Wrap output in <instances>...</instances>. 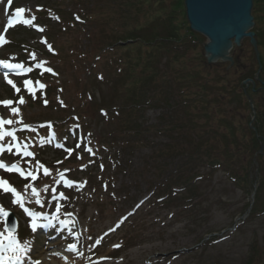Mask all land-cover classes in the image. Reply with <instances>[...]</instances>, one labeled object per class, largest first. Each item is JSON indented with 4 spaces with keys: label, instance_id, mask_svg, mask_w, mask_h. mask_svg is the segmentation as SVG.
<instances>
[{
    "label": "rangeland",
    "instance_id": "1",
    "mask_svg": "<svg viewBox=\"0 0 264 264\" xmlns=\"http://www.w3.org/2000/svg\"><path fill=\"white\" fill-rule=\"evenodd\" d=\"M257 2L260 4L257 5L256 10L251 9L253 16L251 31L256 25L254 17L258 14L259 18L260 12H264L262 0ZM6 4L7 0H0V34L11 43L0 47V59H7L13 53L17 54V60L10 62L25 61L27 66H33V72L28 73L24 78H30L34 82L40 80L47 85L44 92L49 104L44 106L39 92H37L38 98L33 101L23 90L22 78L10 74L9 78L17 82V86L22 89L21 94H24L28 101L25 106H21L25 122L31 123L34 127L45 121L54 122L55 130L60 141L65 143V148H74L81 133L91 132L92 144L97 150V155L93 157L81 151L80 154L84 159L78 161L75 153L65 159L66 151L52 145L32 149L37 153L36 159L47 167L71 169L70 172L65 173L67 179L88 181L83 189L58 187V191H64L69 197L64 211L74 212L77 217L75 231L80 233L79 247L84 252L79 264H87L86 257L89 255L95 261L93 264L96 262L98 264H244L249 256L248 249L251 242H255L258 249L264 250V216H256L246 221L249 208L243 211L244 204H252L254 191L242 192L227 182L221 172H217L210 182L198 184L199 189L192 198L158 202L151 191L150 179L154 173L152 167L142 169L143 163L149 159V150L122 149L118 146L119 141L113 140L110 131L118 126V122L110 106L119 105L124 95L118 90L113 55L105 47L109 34L108 24L102 21L100 16L93 21L74 25L69 21L70 11L82 6L75 0H13L8 12L5 10ZM38 5L42 6L41 11L36 10ZM18 7L26 8V12L19 17L15 15V8ZM52 10L59 14V21L54 19L57 15L51 13ZM32 14L37 17L35 24L46 26L45 33H39L35 27L23 23V19H30ZM8 17L16 19L10 27L7 24ZM259 25L264 24L259 23ZM41 36L47 38L57 54L47 50V47L40 42ZM201 41L202 44H199L201 50L199 49L198 53H203L207 64L230 62L220 60L208 62L205 50L204 52L202 50L207 43L206 37L203 36ZM242 44L244 48L238 55V61L241 67L248 68L252 53L254 54L253 49H250L252 47L249 46L251 44L248 38H242L239 45L233 44L228 56L232 61L233 54L237 55L236 48L241 47ZM25 47L28 52L36 51L39 60L50 61L45 67H53L58 76L45 72L44 77L40 78L43 70L34 67L36 62L29 60ZM188 52L192 55L191 49ZM3 71L6 70L0 68V100L15 101L18 95L11 85L5 82ZM232 72V79H235L236 75ZM258 78L260 80L259 73ZM248 85L246 87L244 85V89ZM33 86L38 87L35 84ZM57 97L62 99L67 107H62ZM254 99L258 105L264 106L263 94L259 93ZM249 100L252 103V106L249 103L251 124L255 110L252 100ZM101 109L107 112L106 116L101 113ZM160 112V109L149 108L141 114L140 120L145 124H153ZM9 114V109L0 106V115L8 118ZM76 116L79 117V121L73 119ZM77 122L81 124V130L74 137L69 129ZM47 133L48 129H40V135L46 136ZM34 135L27 131L18 133L21 139ZM65 136H67L66 141L63 140ZM0 159L11 163L19 157L5 152ZM57 160H63L64 163L57 165ZM81 163L88 164V167L81 170ZM101 164L104 165L103 170L100 168ZM254 167H256L255 163ZM156 174L158 175V172ZM0 176L8 179L18 190H22L27 182L17 173L9 174L0 170ZM44 183H52L51 178L42 177L37 185L42 186ZM256 185L255 183L254 187ZM12 199L11 193L0 191V203L13 213L19 236L22 240H34L31 255H37L38 260L41 261L57 252L61 253L59 256L56 255L57 257L76 256L74 253L66 252L67 244L74 242L66 231H57V225L41 229L43 233L38 227L33 233L28 226L31 218L26 217L18 206L12 205ZM137 204H140L139 208L136 207ZM188 206L193 209L185 212L184 207ZM30 207L35 211L50 213L54 205L52 208L47 204L44 208L39 205H30ZM133 211L134 214L129 215L119 228L109 231L110 228L115 227L121 217ZM38 223L42 225L44 222L38 220ZM3 230L4 220L1 219L0 231ZM88 237H92V240H88ZM100 237H103L101 243L92 247L94 241ZM56 240L60 242L58 245L48 246ZM116 244L120 247H113ZM44 247L47 248L46 251L40 252ZM100 257L110 259L102 260ZM261 257L264 261V252ZM69 261L72 260L69 258Z\"/></svg>",
    "mask_w": 264,
    "mask_h": 264
},
{
    "label": "trees",
    "instance_id": "2",
    "mask_svg": "<svg viewBox=\"0 0 264 264\" xmlns=\"http://www.w3.org/2000/svg\"><path fill=\"white\" fill-rule=\"evenodd\" d=\"M75 1L82 6L70 11L71 23L81 24L75 20L79 15L83 23L100 16L108 24L105 47L113 55L118 90L124 95L119 105L110 106L118 122L110 135L122 149L149 150L142 169L152 167L156 200L192 198L198 184L221 172L235 188L254 191L252 204L243 207L244 212L249 208L246 221L264 216V106L254 99L259 93L264 98V25H259L264 12L254 17L259 63L252 53L245 68L238 61L243 44L231 63H206L198 53L203 35L190 28L184 0ZM258 4L253 0L252 9ZM246 79L253 84L244 89ZM249 99L255 110L251 124ZM149 108L161 110L153 124L140 120ZM192 209L184 207L185 212ZM248 250L244 264H264L263 249L251 242Z\"/></svg>",
    "mask_w": 264,
    "mask_h": 264
},
{
    "label": "snow or ice",
    "instance_id": "3",
    "mask_svg": "<svg viewBox=\"0 0 264 264\" xmlns=\"http://www.w3.org/2000/svg\"><path fill=\"white\" fill-rule=\"evenodd\" d=\"M13 0H7L5 6L6 12L11 9ZM37 11L42 10V6H37ZM31 11V9H27ZM51 10H49L50 12ZM26 12L25 7L15 8V15L19 17L21 14ZM37 17L35 14L31 15L30 19H23L25 25H30L35 27L39 33H45L46 26H41L35 24ZM55 20L59 21L60 17L55 16ZM75 20L83 23L79 15H75ZM8 26H12V19H8ZM40 42L47 47V50L52 54H57L53 45L48 42L47 38L41 36ZM11 43L10 40L5 39V36L0 34V47L5 44ZM25 51L28 52L27 47ZM28 58L31 61H35L34 67L36 69H42L40 73L41 76L46 73H50L53 76H58V73L54 70L53 67H45L50 64L48 60H39L38 54L36 51L28 52ZM17 54H11L7 59H0V68L5 69L3 71V78L8 85H11L14 89L15 94L18 95L17 100L13 99H2L0 100V106H3L6 109H9V116L5 118L3 115H0V156H3L5 152L19 157V159L6 163L4 159H0V170H3L9 174L17 173L20 178L27 181L23 185L22 190H18L12 183L6 178L0 176V191L2 193H11L13 199L11 204L18 206L21 209L26 217H30L29 227L33 233L38 229V220L43 221L44 223L40 226L42 227H56L57 231L65 232L68 236L72 237L74 242L68 243L66 247V252L69 254H75L78 257H84V252L80 250V233L75 231L77 224V217L74 212L64 211L66 203L69 201V197L65 195L64 191H58V187L62 186L65 189H83L87 185V180L75 181L72 179H67L65 177L66 172H70L69 168H49L40 160L36 159L37 153L32 150L35 147H43L44 145H52L55 148L62 149L66 151L68 157L72 156L75 153V158L78 161H83L84 157L81 155V151L87 153L90 157L97 155L96 147L92 144V133L88 132L86 134L81 133L78 136L77 142L74 148H65V143L60 141L58 134L55 130L54 122L45 121L40 123L37 126H33L31 123L25 122V117L22 112V107L25 106L28 101L22 93L21 87L17 86V82L10 77V74L15 75L16 77L22 78V85L24 92L35 101L38 96L37 92L40 93L41 98L43 99L44 106L49 104L48 99L46 98V93L44 90L47 88V85L40 80L35 82L27 77L28 73L33 72V66H27L25 61L19 62H10L16 61ZM37 85L35 87L33 85ZM63 91V89H59ZM91 99V97H89ZM59 104L62 107H67L64 104V101L57 97ZM15 105V106H13ZM103 115H107V112L104 109H101ZM75 121H79V117H73ZM48 129L46 136L40 135V129ZM81 130V124L75 123L72 128L69 129V132L75 137L77 133ZM34 133V136H25L21 139L18 136V133L22 132ZM63 140H67V136L63 137ZM29 158V159H25ZM34 161V163H33ZM63 160H57V165H62ZM91 163V161H89ZM88 167V164L81 163L80 168L84 170ZM101 170H103L104 165H100ZM42 177L51 178L52 183H44L42 186H38L37 182L41 180ZM107 187V185H105ZM163 199V197H161ZM65 202V203H62ZM141 204L143 201L140 202ZM47 204L48 207L53 210L48 212H40L33 210L30 205H39L41 208H44ZM137 208L140 207V204L136 205ZM134 214L129 212L126 216L121 217L117 222L115 227L110 228L109 231H115L120 225L128 218L129 215ZM10 215V210L7 209L3 203H0V219L7 220ZM107 235V233H105ZM88 240H92V237H88ZM103 237L97 238L94 241L92 247L101 243ZM34 246V240L23 239L19 236L17 232V225L13 224L8 226L7 223L4 224V230L0 231V264H43V261L32 258V249ZM113 247H120L119 244L113 245ZM54 255H61L57 252ZM63 259L68 262V264H75L74 261H69V256H63ZM91 259L90 257L88 258ZM102 260L110 259L108 257H100ZM98 264V262H96Z\"/></svg>",
    "mask_w": 264,
    "mask_h": 264
},
{
    "label": "water",
    "instance_id": "4",
    "mask_svg": "<svg viewBox=\"0 0 264 264\" xmlns=\"http://www.w3.org/2000/svg\"><path fill=\"white\" fill-rule=\"evenodd\" d=\"M252 0H184L186 19L190 28L206 37L204 44L208 62L230 61L228 56L233 44L239 45L242 38H248L259 63V53L251 15ZM255 79L259 80L258 73ZM253 81H243L245 87ZM252 106L251 101L249 100ZM8 226L16 224L10 212L6 220Z\"/></svg>",
    "mask_w": 264,
    "mask_h": 264
},
{
    "label": "bare ground",
    "instance_id": "5",
    "mask_svg": "<svg viewBox=\"0 0 264 264\" xmlns=\"http://www.w3.org/2000/svg\"><path fill=\"white\" fill-rule=\"evenodd\" d=\"M60 242L59 241H54L52 244L48 245V246H55L58 245ZM46 247H44L43 249L40 250V252H45L46 251ZM87 256V255H86ZM85 256V257H86ZM91 258L90 260L88 258ZM32 258L33 259H38L37 255L32 254ZM72 261L75 262V264H79V260H81L82 257H78V256H71L69 257ZM87 259V264H93L95 261L92 259L91 255L86 257ZM43 264H67L66 261L62 258V257H57L56 255L50 254L49 257L47 259H45L43 261Z\"/></svg>",
    "mask_w": 264,
    "mask_h": 264
}]
</instances>
